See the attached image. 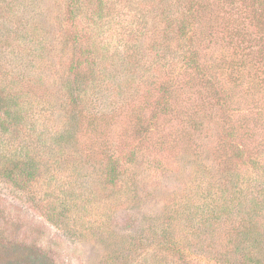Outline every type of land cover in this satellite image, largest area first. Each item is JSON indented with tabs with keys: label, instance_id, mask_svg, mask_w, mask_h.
I'll return each instance as SVG.
<instances>
[{
	"label": "rangeland",
	"instance_id": "rangeland-1",
	"mask_svg": "<svg viewBox=\"0 0 264 264\" xmlns=\"http://www.w3.org/2000/svg\"><path fill=\"white\" fill-rule=\"evenodd\" d=\"M4 96L0 264H264V0H0Z\"/></svg>",
	"mask_w": 264,
	"mask_h": 264
},
{
	"label": "trees",
	"instance_id": "trees-1",
	"mask_svg": "<svg viewBox=\"0 0 264 264\" xmlns=\"http://www.w3.org/2000/svg\"><path fill=\"white\" fill-rule=\"evenodd\" d=\"M257 65V64H256ZM257 78L259 79V82L260 83H263V78H260V76H257ZM165 89V88H164ZM169 89V88H168ZM3 98H5V96L4 97H0V102L1 101H3L4 99ZM7 104V103H6ZM167 105V103L166 102H163L162 103V105L161 106H163L161 109H162V113L163 112H165L166 111V106ZM163 115V114H162ZM6 160L7 161H10V159L9 158H6ZM14 164H16L15 166L13 165V167L12 168H10V170H8L7 171V176L9 177V178H12V176H13V173L15 172V167H19L20 166V162L19 161H17L16 160V162H14ZM4 168H6L5 166H4ZM5 171V170H4ZM27 172H28V170H27ZM122 173V171L121 170H119V169H112V174L113 175H115V176H119L120 177V174ZM28 176H29V178H31V174H30V172H28ZM245 251H247V248L245 247ZM34 253L35 254H37L36 252H32V253H30L29 254V256L30 255H34ZM246 253V255L248 256V258L253 262V264H261V263H259V262H256L255 260H254V256H253V254H254V252L252 251V250H248V252H245ZM28 256V257H29ZM18 260V259H17ZM16 260V261H17ZM11 261V260H10ZM28 261V260H27ZM12 262V261H11ZM255 262V263H254ZM5 264H8V263H5ZM239 264H247V261L246 260H243L242 262H240Z\"/></svg>",
	"mask_w": 264,
	"mask_h": 264
}]
</instances>
